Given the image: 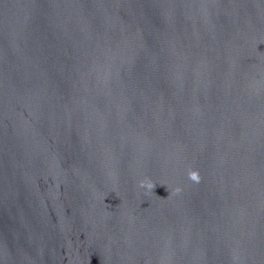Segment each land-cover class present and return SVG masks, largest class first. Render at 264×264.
I'll return each mask as SVG.
<instances>
[{"label":"water","instance_id":"1","mask_svg":"<svg viewBox=\"0 0 264 264\" xmlns=\"http://www.w3.org/2000/svg\"><path fill=\"white\" fill-rule=\"evenodd\" d=\"M0 264H264V0H0Z\"/></svg>","mask_w":264,"mask_h":264},{"label":"clouds","instance_id":"2","mask_svg":"<svg viewBox=\"0 0 264 264\" xmlns=\"http://www.w3.org/2000/svg\"><path fill=\"white\" fill-rule=\"evenodd\" d=\"M188 176H189V179L193 182H199L200 180V176H199V173L197 171H194V170H190L189 173H188ZM140 187H143V188H146L148 189L149 191H151L153 188H154V185L152 182L150 181H141L140 183ZM181 191L180 188H176L174 191H173V194H177Z\"/></svg>","mask_w":264,"mask_h":264}]
</instances>
